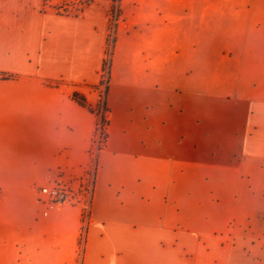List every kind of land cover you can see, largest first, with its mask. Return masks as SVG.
Segmentation results:
<instances>
[{"label": "crops", "instance_id": "crops-1", "mask_svg": "<svg viewBox=\"0 0 264 264\" xmlns=\"http://www.w3.org/2000/svg\"><path fill=\"white\" fill-rule=\"evenodd\" d=\"M79 1L0 0V264H264V0L118 1L80 258L40 200L90 161L113 0Z\"/></svg>", "mask_w": 264, "mask_h": 264}, {"label": "built area", "instance_id": "built-area-1", "mask_svg": "<svg viewBox=\"0 0 264 264\" xmlns=\"http://www.w3.org/2000/svg\"><path fill=\"white\" fill-rule=\"evenodd\" d=\"M71 3L73 5L72 8L74 12L79 14L82 11V7H80L81 1L72 0ZM115 8L117 9V7ZM117 20L118 17L116 13L113 18L114 24H116ZM103 129L104 127L98 125L89 151L90 156L96 155L105 146ZM93 177L94 173H91L89 161L88 167L85 169L82 176L78 179L79 181L77 189L79 192L73 190L71 186H69L67 182L63 181L60 177L54 178L47 185L40 188V200L42 201L46 209H52L62 203H76L82 206L83 226L80 234V256L82 255V245L89 216V203L91 198ZM74 191L78 192V194H76L77 197L74 195Z\"/></svg>", "mask_w": 264, "mask_h": 264}, {"label": "rangeland", "instance_id": "rangeland-1", "mask_svg": "<svg viewBox=\"0 0 264 264\" xmlns=\"http://www.w3.org/2000/svg\"><path fill=\"white\" fill-rule=\"evenodd\" d=\"M71 1L72 0H44L43 9L52 11L53 13L60 14V15H77L78 13L74 12V10L72 8L73 5H72ZM86 4H87L86 2L81 1L80 7H82V9H83L86 6ZM114 7H117L116 4ZM116 13H117V17H118V11L116 8L113 11L110 10V12H109V28H108L109 40H111L114 27L116 26V24H114V22H113L114 15ZM107 44L108 43H106L104 61H103L102 69L100 72V82H99V85L96 87V91L98 93L99 98L103 97L105 89L108 86L109 66H110V61H111V57L109 56L108 52L110 53L111 48L110 47L108 48ZM95 156L96 155L90 156L91 173H94V171L96 169ZM78 181H79L78 179L69 180L67 182V184L69 186H71V188L73 190L78 191V189H77ZM75 191H74V195L77 197L76 194H78L79 191L78 192H75ZM80 248H81V246H80ZM79 252H80V250H79ZM78 256H79V258L81 257L79 254H78Z\"/></svg>", "mask_w": 264, "mask_h": 264}, {"label": "trees", "instance_id": "trees-1", "mask_svg": "<svg viewBox=\"0 0 264 264\" xmlns=\"http://www.w3.org/2000/svg\"><path fill=\"white\" fill-rule=\"evenodd\" d=\"M119 0H113V5L111 7V11H113L115 9V4L118 3ZM115 41V27L112 33V37L111 40H109V35H108V39H107V47L111 48L110 53L108 52L109 56L111 57L112 55V48H113V44ZM3 78H11L9 76L3 77ZM107 92H108V86L105 89L104 95L103 97H100L97 104L95 106H91L87 103L86 98L84 95L77 93V92H72L70 94V98L76 102L79 106L85 108L86 110H88L90 113L94 114L96 117V129L98 127V125H101L102 127H104L103 129V137L104 140L106 142V138H107V133H106V127L108 126V114H109V108L107 106V102H106V96H107ZM95 129V132H96Z\"/></svg>", "mask_w": 264, "mask_h": 264}]
</instances>
